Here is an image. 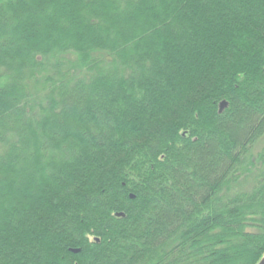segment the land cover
I'll list each match as a JSON object with an SVG mask.
<instances>
[{
	"label": "trees",
	"instance_id": "obj_1",
	"mask_svg": "<svg viewBox=\"0 0 264 264\" xmlns=\"http://www.w3.org/2000/svg\"><path fill=\"white\" fill-rule=\"evenodd\" d=\"M263 256L264 0H0V264Z\"/></svg>",
	"mask_w": 264,
	"mask_h": 264
},
{
	"label": "water",
	"instance_id": "obj_2",
	"mask_svg": "<svg viewBox=\"0 0 264 264\" xmlns=\"http://www.w3.org/2000/svg\"><path fill=\"white\" fill-rule=\"evenodd\" d=\"M223 105H224V103L220 104V111H222ZM73 252H77V251H73ZM258 264H264V256H263V258L261 259V261Z\"/></svg>",
	"mask_w": 264,
	"mask_h": 264
}]
</instances>
